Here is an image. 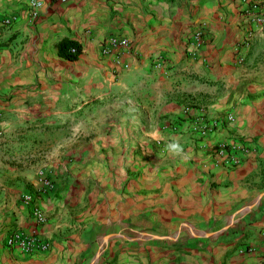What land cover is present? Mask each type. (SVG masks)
<instances>
[{
  "label": "crops",
  "instance_id": "0c3cea01",
  "mask_svg": "<svg viewBox=\"0 0 264 264\" xmlns=\"http://www.w3.org/2000/svg\"><path fill=\"white\" fill-rule=\"evenodd\" d=\"M254 1L42 0L32 19L26 0H0L16 16L0 22V264H264V32L240 46ZM109 36L129 45L103 53ZM62 38L78 59L58 55ZM61 122L92 123L69 162L66 138L42 127ZM233 141L253 150L229 166L213 148ZM45 147L46 163L23 159ZM15 230L49 248L8 245Z\"/></svg>",
  "mask_w": 264,
  "mask_h": 264
},
{
  "label": "built area",
  "instance_id": "2783aa9c",
  "mask_svg": "<svg viewBox=\"0 0 264 264\" xmlns=\"http://www.w3.org/2000/svg\"><path fill=\"white\" fill-rule=\"evenodd\" d=\"M27 5L29 7L30 16L32 19H35L39 14V9L42 5V0H26ZM251 19L256 24V31L250 30L244 36V38L240 42V46L244 48H249L254 35L256 32L263 33L264 32V10L258 0L254 1L250 5ZM16 19L15 15H6L0 17V22L5 25H10ZM205 31V27L203 24H199L196 29L192 31L189 44H190V52L194 55L197 50L200 48L203 43V34ZM129 45V40L125 37L118 36H109L102 46L103 53H109L114 48L127 47ZM239 61H243V56L239 57ZM125 68H128V64L124 65ZM233 116L231 114L227 115V119L231 120ZM192 128L195 132L201 136H204L212 131L213 124L206 122L200 118L192 123ZM2 131H0V134ZM252 149V146L248 143L242 141H233L231 143L228 142H220L216 144L213 148V152L215 156H218L223 163L229 166H234L238 164L241 158L238 156L239 151L249 152ZM42 189H51L53 187V181L43 175V172L40 170L39 172ZM22 200L31 206V213L33 218L37 223H45L48 219L45 212L39 207L37 203H35V198L31 193H26L23 195ZM8 245H17L22 250L26 252H30L33 250L47 251L49 248V244L46 241H43L37 234H26L22 231L15 230L9 234L7 237Z\"/></svg>",
  "mask_w": 264,
  "mask_h": 264
},
{
  "label": "rangeland",
  "instance_id": "374dc122",
  "mask_svg": "<svg viewBox=\"0 0 264 264\" xmlns=\"http://www.w3.org/2000/svg\"><path fill=\"white\" fill-rule=\"evenodd\" d=\"M20 126V131H24L27 132L26 136H28L27 138H29L30 136H32L34 131L35 126L34 125H26V127H22ZM45 127V129H48L52 134H56L57 137L60 138H66L65 141L66 142L61 148L64 149L63 150V154L64 156H66L67 158V162H69V155L66 154V151L69 149V147L71 146L69 144V142L72 141V138L76 137H81L85 140H88L89 138L92 139L93 133H92V123H79V122H61V123H52V124H42V127ZM71 138V139H70ZM46 147L43 149H40L38 152L39 155L35 156H27V157H23V159L27 160V161H32V163L34 162L33 160H38L40 162L46 163L47 162V153H46ZM135 149V148H134ZM135 153V150H134ZM22 159V158H21ZM31 163V162H30ZM40 165V163H39ZM48 177V176H46ZM49 178V177H48Z\"/></svg>",
  "mask_w": 264,
  "mask_h": 264
},
{
  "label": "trees",
  "instance_id": "16d2710c",
  "mask_svg": "<svg viewBox=\"0 0 264 264\" xmlns=\"http://www.w3.org/2000/svg\"><path fill=\"white\" fill-rule=\"evenodd\" d=\"M55 46L58 55L67 60L78 59L83 49L81 43L72 38H62L55 43Z\"/></svg>",
  "mask_w": 264,
  "mask_h": 264
},
{
  "label": "clouds",
  "instance_id": "9594fccd",
  "mask_svg": "<svg viewBox=\"0 0 264 264\" xmlns=\"http://www.w3.org/2000/svg\"><path fill=\"white\" fill-rule=\"evenodd\" d=\"M167 150L173 154H179L183 151L181 145L175 141L167 145Z\"/></svg>",
  "mask_w": 264,
  "mask_h": 264
}]
</instances>
